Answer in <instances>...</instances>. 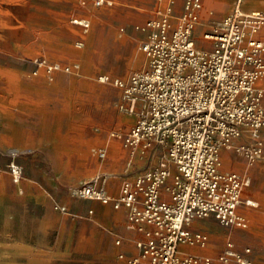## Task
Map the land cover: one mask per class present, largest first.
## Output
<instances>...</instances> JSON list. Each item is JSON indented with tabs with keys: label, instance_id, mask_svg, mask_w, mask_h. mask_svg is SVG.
Instances as JSON below:
<instances>
[{
	"label": "rangeland",
	"instance_id": "rangeland-1",
	"mask_svg": "<svg viewBox=\"0 0 264 264\" xmlns=\"http://www.w3.org/2000/svg\"><path fill=\"white\" fill-rule=\"evenodd\" d=\"M94 1L0 0V98H19L37 110L51 108L47 114L54 120L52 138L45 143L36 131L30 134L33 148L28 152H0V264H113L119 250L116 234L134 245L124 210L77 199L68 191L98 173L125 172L129 156L112 133H126L134 119L117 107L120 90L100 77L125 78L146 66L138 35L127 20L134 15L116 10L112 1ZM237 5L244 12L264 13V0H235L228 12ZM210 28L199 24L195 36L202 38ZM257 37L264 40V25ZM39 59L69 66L70 71L49 76L39 69L35 74ZM45 99L46 105L34 102ZM99 148H105V157L98 156ZM227 151L222 168L250 178L242 197L255 205L240 208L250 226L225 227L214 219L194 226L211 235L210 244L199 251L217 256L233 241L239 250L251 247L250 257L254 254L256 264H264V149L253 165ZM12 162L21 168L18 180L10 170ZM136 168L133 172L142 171ZM55 202L69 212L55 210ZM90 208L92 217H86Z\"/></svg>",
	"mask_w": 264,
	"mask_h": 264
},
{
	"label": "built area",
	"instance_id": "built-area-1",
	"mask_svg": "<svg viewBox=\"0 0 264 264\" xmlns=\"http://www.w3.org/2000/svg\"><path fill=\"white\" fill-rule=\"evenodd\" d=\"M105 0H95L100 5ZM174 0L158 17L133 25L139 48L146 58L142 70L125 78L103 75L100 80L120 90L117 107L134 122L121 139L128 153L118 195L109 193L112 173H98L68 187L80 200L124 209L127 227L135 232V254L117 252L113 264H253L251 247L239 250L227 241L217 256L185 251L206 248L208 233L191 228L196 220L214 219L222 226L247 229L248 215L240 208L255 205L244 200L242 190L250 178L222 168V153L233 150L253 165L264 149V40L257 37L264 25L261 11L237 7L211 24L202 35L211 47L200 46L195 36L202 24V0H185L183 11L174 12ZM84 27L89 22L75 20ZM124 30V28L122 29ZM37 70L47 75L64 70L46 59ZM162 150L156 163L132 172L139 157ZM99 157L105 148L97 149ZM10 170L16 180L21 168ZM54 209L68 213L66 205ZM90 208L86 216H92ZM115 244L123 246L122 236Z\"/></svg>",
	"mask_w": 264,
	"mask_h": 264
},
{
	"label": "crops",
	"instance_id": "crops-1",
	"mask_svg": "<svg viewBox=\"0 0 264 264\" xmlns=\"http://www.w3.org/2000/svg\"><path fill=\"white\" fill-rule=\"evenodd\" d=\"M109 1L115 3L116 10L126 11L127 13H131L134 15L133 17L130 15L127 17V20L132 22L130 25L131 30H133V25L142 24L147 20L158 17L160 11L166 9V7L170 2V0H109ZM234 2L235 0H202L203 7L202 10L200 11V18L202 24L209 26L223 19L226 15L231 13V12L229 13L228 11ZM184 3L185 0H174V4H173L174 12L177 14L181 13L183 11ZM133 31L136 32L135 30ZM136 34L138 35V42H139V33L136 32ZM198 42L201 43L204 41L201 38H198ZM34 102H37L38 104L40 102H45V105L47 104L46 99L45 101L39 100ZM28 104L29 102L23 103L22 99L19 98H15V99L8 97L0 98V152H7V153L11 151H15L18 153L28 152L29 149L33 148L30 140H32L31 139L32 133L36 131L40 132L39 137H42L44 143L47 139L52 138V135L49 134V131H51L54 128V120L52 119V117H50L47 114L49 111L52 112V109L46 107L42 110L40 109L37 110L35 108L27 107ZM41 111L45 112V114L41 116L40 114L34 115L35 113ZM224 151L222 153V160L225 154H227L226 153L227 150ZM227 152H229V150ZM162 153L163 151L158 149L154 152L152 151L148 152L144 157H139L136 161L135 167L132 169V172L136 171L137 169L136 167H139V169H143L149 163H153V164L156 163L161 158ZM109 173H112V177L109 181V193L112 194L113 196H116L119 193L122 180L126 176H128V174L126 172H122V174L120 173L116 174L114 172H109ZM253 202L255 204V201ZM124 215L126 219L125 210H124ZM31 218L33 217L31 216ZM210 220L211 219L196 220L193 222L191 228L194 230L203 231L201 229H195L194 226H201V225L204 226L205 222H209ZM33 222L37 223L36 221L30 220L31 225L34 224ZM20 224H23L22 221L20 222ZM126 225H127V220H126ZM116 236L119 235L116 234ZM136 236L137 234L133 232L132 237L135 238ZM209 236L211 242V235L209 234ZM124 244L121 247L116 245L119 248L118 251L125 250L129 254H135L136 250L134 248V245L128 246L125 242ZM195 248L196 247H192V251L188 250L187 247H185L184 249L187 252L215 256L209 253L200 252L199 247H197L198 248L197 250H193ZM252 256H253L252 258L253 264H256L254 260V254Z\"/></svg>",
	"mask_w": 264,
	"mask_h": 264
},
{
	"label": "bare ground",
	"instance_id": "bare-ground-1",
	"mask_svg": "<svg viewBox=\"0 0 264 264\" xmlns=\"http://www.w3.org/2000/svg\"><path fill=\"white\" fill-rule=\"evenodd\" d=\"M250 200V199H249ZM250 203H253L254 204V202L252 201V200H250Z\"/></svg>",
	"mask_w": 264,
	"mask_h": 264
}]
</instances>
